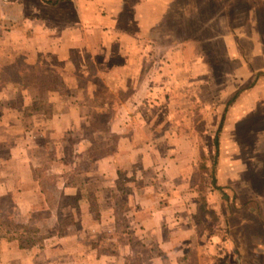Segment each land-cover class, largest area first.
Masks as SVG:
<instances>
[{
    "label": "crops",
    "instance_id": "1",
    "mask_svg": "<svg viewBox=\"0 0 264 264\" xmlns=\"http://www.w3.org/2000/svg\"><path fill=\"white\" fill-rule=\"evenodd\" d=\"M203 1L193 0L190 8L179 0H0V68L5 70L0 82V264H139L147 249L148 261L155 260L158 255L153 259L152 252L158 247L168 261L180 250V256L186 255L182 246L174 247L171 257L168 251L172 240H184L187 246L195 227L191 215L196 195L185 191L193 167L173 154L187 151V142L175 137L177 144L171 135L170 141H159L150 123L148 132L154 137L141 143L138 135L140 120L154 116L147 112L171 102L164 92L168 84L201 82L200 73L194 77L189 72L208 67L198 56L199 42L192 41L204 36ZM251 1L231 0L229 12L239 4L251 6ZM159 3H167V10L153 14ZM252 21L250 15L245 19V39L256 36ZM185 27L188 36L182 32L183 40L191 41L177 42L173 29ZM218 32L213 37L236 38L229 28ZM167 69L188 74L181 80L171 71L159 74ZM261 69L249 67L250 77ZM252 79L240 91L251 103L248 113L262 89ZM159 95L163 99L158 102ZM93 117L110 119L106 131L86 122ZM86 124L93 128H84ZM110 137L116 139L111 147L106 142ZM161 169L166 186H175L168 188L170 199L160 204L155 185L141 186V174L149 170L156 175ZM215 172L218 187L234 180L225 181L221 157ZM120 181L136 186L123 190ZM119 198L118 209L114 199ZM51 200H58L57 206ZM40 213L56 214L50 236L29 242L25 234L4 232L10 227L1 221L5 215L26 231ZM60 215L72 221L61 226ZM62 229L68 232L59 234Z\"/></svg>",
    "mask_w": 264,
    "mask_h": 264
},
{
    "label": "rangeland",
    "instance_id": "2",
    "mask_svg": "<svg viewBox=\"0 0 264 264\" xmlns=\"http://www.w3.org/2000/svg\"><path fill=\"white\" fill-rule=\"evenodd\" d=\"M168 1L171 0H167V3ZM205 1L199 6L204 13V16H202L205 19V26L201 30V35L204 36L198 39L192 38V41L195 44L196 41L199 42L196 44V48L200 53L198 56L202 61L204 60L205 65H208V67L189 72L194 77L200 73L201 82L188 85L179 84L182 81L178 83L179 85L173 84L170 86L168 84L166 86L167 90L165 88L164 92L168 94L166 98L171 102L166 105L162 100L163 102L158 105L160 106L159 109L149 110L147 113L152 112L154 116L150 118L151 121H148V119L145 122L140 120L141 131L138 135L141 143L153 138V131H156V138L159 141H170L171 135L173 141L176 137L178 142H187V151L173 154L190 161L193 167L191 171L187 172L189 182L185 188L188 194L191 195L190 192H195L196 195L195 212L191 215L195 226L191 232L193 237L188 241L187 246H184V240L182 242L172 240V246L168 251L170 257L176 246L186 248L184 257L180 256L182 251L180 250L177 252L179 255L174 254L175 256L172 257L171 261H168L169 256L165 259L166 252L158 247L157 251L152 252L153 259L158 255L155 260L148 261L150 252L147 249V251L142 252V260L139 264H264V103H262L264 72H253V76L250 77L248 71V68L252 66L254 69L256 66H260L262 68L260 71L264 70V4H262L264 0L251 1L253 5H248V7L240 4L236 5L235 12L231 13L228 9V7H232L228 4L231 0H215L214 4L211 3L212 0L211 2ZM181 2L190 5V8L193 4V0H179L177 3L180 4ZM218 2L221 3L220 7L217 5ZM167 3H165V6L159 3V8L155 5L153 14L154 12L163 11L164 8L167 10ZM257 3L260 4L256 5ZM175 8L177 9V6L174 5ZM153 14L149 13L150 17H153ZM167 14L164 13L163 18L167 19ZM249 15L253 18L252 24L254 27L252 32L256 35L253 39H245V19ZM214 16L215 22L212 20ZM171 18L175 19L174 16ZM171 18L168 19L173 21ZM233 27H236V29H232ZM186 28L182 31L180 28L178 30L173 29L172 32L177 33L178 36L177 42L182 43L183 35L188 33ZM228 28L232 30L236 38L213 37L216 34L221 35L218 31ZM256 29H258L257 32ZM194 32L196 31L194 30ZM168 33L171 34L170 31ZM187 40L191 41L187 37L183 42ZM228 45L232 47L231 56L228 55ZM14 61L17 63L21 60L18 58ZM50 65L52 64L49 63L48 66ZM50 68L54 67L50 66ZM59 71L60 69H57V73ZM169 71L168 69L165 72L159 71V74L161 76L163 73L169 74ZM64 72L66 70L61 71V73ZM171 72V76L178 80L184 79L188 74L180 69ZM4 73L5 70L0 68V82L4 77ZM251 79L253 84L260 81L263 90L260 87L258 88L256 98H252L253 111L248 113L247 107H251V103L250 101L246 103L243 96H240V91L249 86ZM158 88L160 87L158 86ZM158 97V102L161 98L163 99L160 95ZM230 107L233 109L231 108L232 110L228 114ZM109 120L105 117H93L87 118L86 122L96 126L97 131H106L104 128H106L105 125ZM221 122H223V126L219 135L216 167L221 157L225 181L228 182L230 177L234 179L231 184L220 186L225 189V192L223 189L215 190L210 185L209 177L211 161L215 152L214 145H212L213 139ZM149 123L151 124V130H153L151 132H148L147 128ZM89 124L84 125V128H93ZM82 133L79 136L87 134L85 131ZM94 139L100 143L97 138ZM115 140V137H110L106 142L111 147ZM71 141H73V138H71ZM178 142L176 143L178 144ZM100 152L98 150L94 154H100ZM170 152L172 151L167 153ZM156 165L160 167L159 163H156ZM161 171L162 169L158 171L157 176L149 170L147 172L143 171V174H141L143 178L141 186H148L149 183L153 184V187L155 185V191L161 199L160 204L164 202L163 198L166 201L170 199L168 188L174 189L172 186H175L173 183H170L172 186H166L169 181L162 175ZM128 184H131V188L134 185L136 186L135 183H127L126 181H120L118 186L120 189L126 190ZM48 185L49 189H52V182ZM214 191L217 193L213 198L211 194ZM120 192L122 193V191ZM223 193L227 196L225 200L222 199ZM147 195L151 196L152 193ZM119 202L122 203V199H114L118 209L121 207ZM190 202H192V198H190ZM51 204L57 206L58 200H51ZM67 204L72 203L66 201L65 205ZM117 216L121 221V212H118ZM1 221L10 226L4 230L6 234L14 233L12 237H15L13 235L24 237L25 234L29 242L34 241V239L40 241L55 232L52 230V223L56 222V214L40 213L34 215L28 222L30 230L26 231L18 229L25 226H21L19 221L15 222L12 216L5 215ZM70 221L72 220L68 216L60 215L61 226L68 224ZM67 232L65 229L58 231L59 234ZM31 237L33 238L31 239ZM153 248L156 249V247Z\"/></svg>",
    "mask_w": 264,
    "mask_h": 264
},
{
    "label": "trees",
    "instance_id": "3",
    "mask_svg": "<svg viewBox=\"0 0 264 264\" xmlns=\"http://www.w3.org/2000/svg\"><path fill=\"white\" fill-rule=\"evenodd\" d=\"M222 126H223V122H221L219 124V126L217 127V130L215 132V135H214V139H213V144L214 145V149H215V152H214V158L213 160L211 161V170H210V185L215 189V190H221L223 188L221 187H218L216 185V178H215V167H216V163H217V157H218V146H219V135L221 133V129H222ZM222 199H227V196L225 193H223L222 195ZM20 247L24 248V245L23 244H20Z\"/></svg>",
    "mask_w": 264,
    "mask_h": 264
}]
</instances>
